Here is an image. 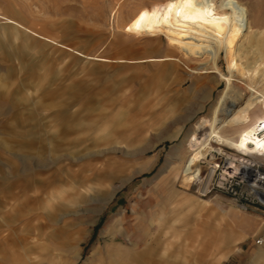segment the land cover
I'll use <instances>...</instances> for the list:
<instances>
[{
    "label": "rangeland",
    "instance_id": "rangeland-1",
    "mask_svg": "<svg viewBox=\"0 0 264 264\" xmlns=\"http://www.w3.org/2000/svg\"><path fill=\"white\" fill-rule=\"evenodd\" d=\"M163 1L0 0V130L19 136L0 133V264H264V216L182 181L193 170L183 140L225 83L206 55L134 34L140 14ZM240 1L264 18V0ZM4 16L31 35L11 33ZM38 35L85 55L147 61L77 58ZM218 64L226 73L224 52ZM3 139L28 141V152ZM222 161L206 153L199 172ZM101 166L118 178L82 202L74 179Z\"/></svg>",
    "mask_w": 264,
    "mask_h": 264
},
{
    "label": "bare ground",
    "instance_id": "bare-ground-1",
    "mask_svg": "<svg viewBox=\"0 0 264 264\" xmlns=\"http://www.w3.org/2000/svg\"><path fill=\"white\" fill-rule=\"evenodd\" d=\"M259 26L240 0L218 4L216 0H164L146 8L133 28L136 35L165 37L187 56L206 55L215 80L225 83L209 115L183 140L192 151L187 164L193 170L183 171L182 181L196 187L200 184L202 193L211 187L217 171V165L211 164L207 174L199 172L198 163L206 153L222 156L224 173L232 167L235 174L244 173L251 163L264 166V26ZM223 52L226 73L218 64ZM213 143L251 155V162L224 153Z\"/></svg>",
    "mask_w": 264,
    "mask_h": 264
},
{
    "label": "crops",
    "instance_id": "crops-1",
    "mask_svg": "<svg viewBox=\"0 0 264 264\" xmlns=\"http://www.w3.org/2000/svg\"><path fill=\"white\" fill-rule=\"evenodd\" d=\"M249 9H250V17L252 20H254V22L256 23H260L263 24L264 18L260 17V14L258 12V10L253 9L250 5H249ZM263 18V19H262ZM4 19L6 20V24H8V28L11 31V33L13 34H18V33H25L28 35H31V30L29 29V27L21 22H19L18 20H16L13 17H6L4 16ZM2 29H4V26L2 27ZM40 38L41 40L49 43V44H53L56 45L57 47H59L62 51L64 52H72L74 54L75 57L77 58H88L91 60H97V61H114V62H129V63H135V62H140V61H147L144 59H140V60H126V59H109L106 57H102V56H98V55H85L67 45L64 44H60L57 41L44 37V36H35ZM166 61V60H165ZM168 65H172V64H168ZM191 91L193 92V89L191 87ZM6 95V94H5ZM6 97V96H4ZM1 134H4L5 136H9V137H14L17 136L19 137L16 132L10 130L7 127L1 128L0 130ZM105 133H107L109 135V133L107 132L106 129H103L102 134L104 135V137H106ZM102 135V136H103ZM21 138V137H20ZM2 147L5 149H8L10 151H23V152H28L29 149V142L28 141H24V140H18L15 143L9 142L6 143L5 140L3 139L2 141ZM54 151H58V148L54 147ZM128 156H130V153L127 152L126 153ZM101 172H100V171ZM98 171H95L94 169H89V173L83 177H79L76 179H74L75 183H78V185L81 187L80 192H78V195L81 196L82 198V202L85 201L86 198L89 197H96L99 195H103V194H107L110 193V190L107 191H102L101 186L106 183V182H110L115 178H118V174L120 172V170L118 169H108V171L106 170V168L104 166H101L100 169ZM141 170L137 171L140 172ZM136 173H131L125 177H119L121 179L122 183H125L127 181H129ZM27 189V188H25ZM114 195V194H113ZM113 195L108 196L107 197V203L109 202V200L113 197ZM25 199V198H24ZM107 230V229H106ZM109 231V230H108ZM108 233V232H107ZM158 244V243H157ZM258 256L263 257L264 258V248H261L258 251Z\"/></svg>",
    "mask_w": 264,
    "mask_h": 264
},
{
    "label": "built area",
    "instance_id": "built-area-1",
    "mask_svg": "<svg viewBox=\"0 0 264 264\" xmlns=\"http://www.w3.org/2000/svg\"><path fill=\"white\" fill-rule=\"evenodd\" d=\"M0 19H3L1 14ZM233 155L240 157L241 161H248L251 157V155ZM235 162L238 163L237 161ZM251 164L252 167L248 171L235 174L233 167L224 173L223 163H216L217 171L211 187L202 193L199 184L198 190L201 196H206L216 190L227 195L238 210L264 216V166L259 167L258 165L254 166V163ZM263 244V238L256 239V245L262 246Z\"/></svg>",
    "mask_w": 264,
    "mask_h": 264
}]
</instances>
